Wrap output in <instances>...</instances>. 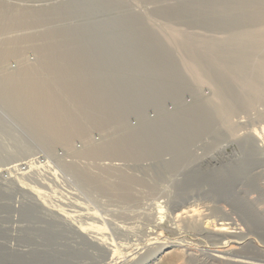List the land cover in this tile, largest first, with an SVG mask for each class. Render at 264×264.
<instances>
[{"label":"rangeland","instance_id":"1","mask_svg":"<svg viewBox=\"0 0 264 264\" xmlns=\"http://www.w3.org/2000/svg\"><path fill=\"white\" fill-rule=\"evenodd\" d=\"M244 6L228 0H0V87L45 58L91 56L102 64L108 55L63 49L73 42L160 46L146 55L118 54L116 62H124L112 68L91 65L89 73L102 80L77 85L71 95L66 86L55 89L66 102L64 117L79 124L69 137L43 130L42 121L57 119L54 107L39 119L26 118L0 88V264H144L167 239L183 246L161 248L147 264H169L172 256L176 264H201L189 260L186 245L216 239H205L203 229L223 234L239 228L264 245V150L252 145L254 138L264 141V4L262 19L247 22L234 18L236 8L250 5ZM139 29L155 33L130 34ZM133 86L147 104L128 110L124 102ZM150 108L157 120L140 124ZM162 111L169 112L166 118ZM218 176L222 181H214ZM241 190L252 202L243 200L244 210L234 196ZM186 205L199 214L179 218ZM248 252L255 256L250 264H264L255 249Z\"/></svg>","mask_w":264,"mask_h":264},{"label":"bare ground","instance_id":"2","mask_svg":"<svg viewBox=\"0 0 264 264\" xmlns=\"http://www.w3.org/2000/svg\"><path fill=\"white\" fill-rule=\"evenodd\" d=\"M229 2L231 1V3L235 2V3H239V6H243L245 7L244 5H250L249 8H236L235 12H237L235 15L237 20H246L247 21H254V20H257V19H262V11H261V6L264 4V0H228ZM241 2V4H240ZM87 3V2H86ZM243 4V5H242ZM79 6V4H78ZM238 6V5H237ZM256 6V7H255ZM138 7V5H137ZM72 8V7H71ZM160 9V8H159ZM85 10V9H84ZM91 11V9H86V11ZM173 10V9H172ZM221 10V9H220ZM75 11V10H74ZM224 11V10H223ZM80 12V10H79ZM78 12V13H79ZM177 11H175L176 13ZM221 12V11H220ZM210 13V12H209ZM218 13V12H217ZM223 13V12H221ZM220 13V14H221ZM230 13V12H229ZM174 14V13H173ZM177 14H180L177 13ZM184 14V13H183ZM119 15V14H118ZM156 15V14H155ZM165 15V14H164ZM167 15V14H166ZM192 15V14H191ZM194 15V14H193ZM219 15V14H218ZM181 17H184L182 16V14L180 15ZM179 15H176V17H180ZM55 18V17H54ZM109 18V17H108ZM188 18V17H187ZM227 18V17H226ZM232 18V17H231ZM245 22V23H246ZM251 23V22H250ZM187 24V23H186ZM76 25V24H75ZM70 26L72 27V25L70 24ZM68 25H66L65 27H70ZM61 27H64V26H61ZM81 27V26H80ZM76 28V27H75ZM83 28V27H82ZM81 28V30H82ZM220 28V27H219ZM61 29V28H60ZM74 29V28H73ZM68 30V29H67ZM140 30V29H139ZM170 30V29H169ZM149 31V30H148ZM181 31V30H180ZM251 31V30H250ZM87 33V32H86ZM135 35V36H143L142 34L144 33H147L148 34H153L155 32H145L144 30L143 31H135V32H131L130 34ZM37 34V33H36ZM47 34V33H46ZM126 34V33H125ZM138 34V35H137ZM254 34V33H253ZM260 34V33H259ZM127 35V34H126ZM125 35V36H126ZM245 35V34H244ZM259 36V35H258ZM253 37V36H252ZM254 38V37H253ZM256 38V37H255ZM121 40V39H120ZM119 40V41H120ZM131 39H129L130 41ZM137 40V39H136ZM123 41V40H122ZM120 41V42H122ZM138 41V40H137ZM159 41V40H158ZM73 42V41H72ZM117 42V41H116ZM127 42V41H125ZM119 43V44H106L105 46H99L98 48H91L89 46H79V44L77 42H73L72 44L74 46H71V45H67V43L65 45H67L66 48H63L65 50H69L70 53H71V50L73 51H76V50H81L88 53V52H96V51H99L101 52L102 54H108L107 56L104 57V59H99L101 60V62H103L102 64L100 62H97L98 59L96 60L95 58L91 57V56H86L88 57L87 59H85V57H83L84 60H81V57L79 58L78 56H73L71 55V57L69 56L68 58H60L57 56V57H54L52 56L51 58H45V60H43L38 67L37 69H35L34 71H25L24 73H20L18 75H11L10 77H7L6 78V84H4V86H1L0 88L2 89V91L4 92V94H6V96H8L9 98V102L12 103V105H15V107L17 108V111H20L22 114H24V117H28L29 119H37L40 115H44L46 116L45 114L50 111V108L54 109L57 111V119H46L44 121H42L43 119V116H42V122L44 123L42 125V127H44V131L46 130L47 132L49 131L50 135L52 136H55V135H66V136H70V135H67V131L72 129L71 127L75 126V125H79V124H71L73 122H70V119L68 120V115L66 114V117H68L67 119L64 117V113H65V109L63 108V105H62V100L58 97H56V94L54 92H57L56 90H59V89H62L64 86L65 89L64 91L66 90L68 92V94L70 93L73 94L74 92V89L76 90V86L77 85H80V86H85L86 87V84L88 82H96V79L99 80L101 78H98V73H93V72H90L89 73V70H91V65L93 66H96V65H102L104 67H113L114 66V63H120L122 60H117L118 62H116L115 57H118L117 55L119 54V56L125 54V53H129V54H133V52L136 54L137 52L140 53V54H143V55H146L147 53H151V51H155L156 49H158L159 47L157 46L156 47H153L151 46V42H147V43H143V44H135V43H131V41L128 43ZM134 42V41H132ZM47 43V42H46ZM115 43V42H114ZM118 43V42H117ZM140 43V42H139ZM16 44V43H15ZM49 44V43H48ZM154 44V43H153ZM62 45V44H61ZM64 45V46H65ZM83 45V44H82ZM63 46V47H64ZM62 48V47H61ZM245 53V52H244ZM72 54V53H71ZM89 55V53H88ZM127 56H130V55H127ZM142 56V55H140ZM97 58V57H96ZM63 59H67L66 61L63 60ZM60 60H63L64 62L62 63H59ZM58 61V62H56ZM142 61V60H141ZM124 62V61H123ZM121 62V63H123ZM264 62V61H263ZM263 62H261L263 64ZM138 63V62H136ZM127 64V63H126ZM261 64V65H262ZM131 65V64H130ZM262 67V66H261ZM87 69V70H85ZM32 70V69H31ZM93 70V69H92ZM43 71V72H42ZM98 71V70H97ZM46 72H48V74H46ZM14 74V73H13ZM38 74V75H36ZM101 74V73H100ZM49 75V77L47 76ZM101 76V75H100ZM124 76V75H123ZM48 77V78H47ZM96 77V78H95ZM110 78V77H109ZM119 79V78H118ZM102 80V79H101ZM111 80H113L111 78ZM129 83V82H128ZM122 84V83H121ZM79 86V87H80ZM78 87V86H77ZM56 89V90H55ZM78 89V88H77ZM82 91V89H81ZM80 91V92H81ZM127 91V90H125ZM3 92L1 94H3ZM76 92V91H75ZM114 92V91H113ZM121 92V91H120ZM64 95L63 97L65 96V92H63ZM79 93V92H78ZM3 94V95H4ZM121 94V93H120ZM79 96V95H77ZM88 96V95H87ZM112 96V95H111ZM67 97V95L65 96ZM64 97V99H65ZM69 97V96H68ZM71 97V96H70ZM224 97V96H223ZM62 98V97H61ZM225 98V97H224ZM61 102V103H60ZM85 102V101H84ZM66 102H64L63 104H65ZM102 103V102H101ZM72 104V103H71ZM226 104V102H225ZM70 105V104H69ZM80 106V105H79ZM68 107V106H67ZM107 108V107H106ZM115 108V107H114ZM53 109V110H54ZM68 109V108H67ZM71 109V108H69ZM72 110V109H71ZM88 110V109H87ZM67 111V110H66ZM68 112V111H67ZM54 113V112H53ZM51 114V112H50ZM64 114V115H63ZM71 114V112H70ZM69 116H72V115H69ZM41 117V116H40ZM39 119V118H38ZM26 121V120H25ZM40 121V120H38ZM40 121V122H41ZM41 122V123H42ZM77 123V122H76ZM39 124V123H38ZM76 127V126H75ZM79 128V127H78ZM45 131V132H46ZM71 134V132H70ZM127 136V135H126ZM57 137V136H56ZM60 137V136H59ZM255 137V136H254ZM257 137V136H256ZM253 138V137H252ZM260 138V137H258ZM69 139V138H68ZM66 139V140H68ZM261 139V138H260ZM264 140V139H263ZM251 141V140H250ZM253 141V140H252ZM254 144H252L253 146H257L258 149L262 148V150H264V141L262 140H257V138L255 139L254 138ZM117 142V141H116ZM122 142V141H121ZM253 143V142H252ZM117 144V143H116ZM120 147V146H119ZM123 147V146H122ZM140 147V146H139ZM254 147V148H255ZM126 148V147H125ZM257 149V148H255ZM123 150V149H122ZM126 151V150H125ZM262 154V153H261ZM249 159V158H248ZM251 159H254L253 158H250L249 160ZM247 160V159H246ZM251 163V161H249ZM245 163V164H244ZM243 165H241V167H246V165H248V161L244 162ZM250 165V164H249ZM240 167V166H239ZM240 168H238L237 170H239ZM235 171V170H234ZM232 172V171H231ZM241 172V171H240ZM243 172V171H242ZM241 172V173H242ZM238 173V172H237ZM236 173V176H238ZM241 175V174H240ZM228 176V175H227ZM126 177V176H125ZM206 177V176H205ZM229 177V176H228ZM234 177V176H233ZM221 178V176L219 177H215V179H218V180H215L214 181H222V180H219ZM124 179V178H123ZM210 179V178H209ZM207 179V180H209ZM232 180V179H231ZM238 180V182H240L239 178L236 179ZM126 181H129L128 179ZM132 181V180H131ZM210 181V180H209ZM200 182V181H199ZM231 182V181H230ZM236 182V181H235ZM234 182V183H235ZM245 183V181H243ZM241 182V183H243ZM237 183V182H236ZM201 184V183H200ZM233 185V184H232ZM123 186V185H122ZM229 189V188H228ZM231 189V187H230ZM240 189V188H239ZM236 190V188H235ZM238 190V189H237ZM231 191V190H230ZM240 191V190H239ZM242 192H236L237 194L234 193V196H238L241 200V202H243V204H241V207L242 209L244 210L246 208V203L248 205V198L250 196V193L246 194L248 195V197H245V196H242L244 190H241ZM247 191V190H246ZM224 192V191H223ZM225 192L226 193H229L226 191L225 189ZM230 194H232V192H230ZM37 195V194H36ZM236 196V197H237ZM182 197V196H181ZM251 199V197H250ZM37 200V199H36ZM39 200V199H38ZM136 200V199H135ZM245 200V201H243ZM253 200V199H251ZM237 201V199H236ZM234 201V202H236ZM239 201V200H238ZM240 201L237 202L238 204H240ZM248 201V202H247ZM254 201V200H253ZM192 203V202H191ZM249 203H252V202H249ZM184 205V204H183ZM243 205V206H242ZM178 206V204H177ZM181 206V205H179ZM187 206V205H186ZM184 206V207H186ZM192 206V205H191ZM250 206V205H248ZM254 206V205H253ZM183 207V208H184ZM189 207V209L187 208ZM184 210L180 209L181 211H178L179 213L177 214V216L180 218H183V217H186L185 219H189L187 217H193V215L195 216L196 213H198V211H196L197 208H194V206L192 208H190V205H188ZM198 207V206H197ZM240 207V205H239ZM256 207V206H255ZM249 209H253L254 210V207L250 208L248 207ZM162 209V208H161ZM241 209V211H242ZM247 209V208H246ZM199 210V209H198ZM258 210V209H256ZM247 211V210H246ZM245 211V212H246ZM250 211V210H248ZM67 214V213H66ZM199 214V213H198ZM197 214V215H198ZM243 214H250L249 212L248 213H244ZM252 214V213H251ZM260 214V213H259ZM258 214V215H259ZM249 216V215H247ZM261 215H259L260 217ZM263 216V215H262ZM253 217V215H252ZM257 217L256 215H254V218ZM264 217V216H263ZM190 218V220H192ZM248 218V217H247ZM252 218V221L257 219L258 218ZM200 219V218H199ZM249 220L251 219L248 218ZM264 219V218H263ZM255 220L256 222L260 221V220ZM189 221V220H188ZM195 221V220H194ZM251 221V220H250ZM262 221V220H261ZM264 221V220H263ZM190 222V221H189ZM188 222V223H189ZM233 222V221H232ZM196 224V222H194ZM255 223V222H253ZM223 225L225 224H230L232 225L231 228H234L233 225H235V223H222ZM259 224V223H257ZM262 223H260L259 225H261ZM160 225V224H159ZM264 224H262V227H263ZM68 226V225H67ZM197 226V225H196ZM229 226V225H228ZM70 227V226H69ZM193 227L194 224H193ZM260 227V226H259ZM261 227V228H262ZM241 228V227H240ZM249 228V227H248ZM258 228V227H256ZM260 228V229H261ZM74 229V228H73ZM76 229V228H75ZM196 229V228H195ZM235 229V228H234ZM238 229V230H237ZM242 229V228H241ZM79 230V229H77ZM87 230V229H86ZM193 230V229H192ZM200 230V229H199ZM243 230V229H242ZM249 230V229H248ZM247 230V231H248ZM262 230V229H261ZM264 230V228H263ZM262 230V232H263ZM82 231V230H81ZM204 231V236H203V232ZM203 231H198V234L202 233V236L206 238L208 237H213L216 238L214 239V241L212 243H207L206 242H201V240L199 241L198 239H195L197 240V242L195 243H189L188 245H186L187 247V250L188 251H191L189 252L190 253V258L189 260H196V261H199L201 262V264H250V261L252 262L254 260V257H252V254L250 255V253L248 252V249L249 247L250 248H253L255 249V251L259 252L260 255H263L264 256V245L263 246H258V245H255V240L253 238H251L249 236V234L251 233H246L245 230L244 232H242L241 230H239V228H236L234 231H229L228 233H223V234H219V233H216V232H213V229L212 231L210 229H206ZM78 232V231H77ZM82 233V232H81ZM192 233V232H191ZM162 234V233H161ZM88 235V234H87ZM264 235V234H262ZM91 235H89L90 237ZM158 236H160L158 234ZM193 236V235H192ZM200 236V235H199ZM207 236V237H206ZM87 237V238H89ZM94 238V237H93ZM193 238V237H192ZM91 239V238H90ZM162 239V238H160ZM202 239V238H201ZM209 239V238H208ZM157 240V239H156ZM168 240V239H167ZM160 241L158 242L159 243V246L158 248L156 249V251H154V254L153 255H150V257L146 258L144 260V264H147L149 263V261H151L156 254H158L163 248V249H166L168 248L169 246H183V244L179 241V240H176V241ZM184 240V239H183ZM90 242V241H89ZM183 242V241H182ZM93 244V243H91ZM95 244V243H94ZM97 244V242H96ZM258 244V243H257ZM103 245V244H102ZM101 245V246H102ZM105 248V247H103ZM106 249V248H105ZM104 249V250H105ZM251 250V249H250ZM187 251V252H188ZM253 251V250H252ZM80 252V251H79ZM188 253V255H189ZM258 254V255H259ZM73 255V254H72ZM148 256V255H147ZM72 257V256H71ZM253 260H252V258ZM262 257V256H261ZM194 258V259H193ZM251 258V260H250ZM264 258V257H262ZM167 263L169 264H176L177 260L179 261V259L175 256H172V257H169L167 259ZM258 260V259H257ZM255 260V261H257ZM260 260V258H259ZM118 262V260H115ZM114 261V262H115ZM70 262V261H69ZM112 262V263H114ZM115 262V263H117ZM193 263H195L194 261H192ZM192 262H190L192 264ZM198 262V263H199ZM254 262V261H253ZM259 262V261H258ZM258 262H255L256 264ZM52 263V262H51ZM189 263V261H188ZM264 263V262H263ZM181 264V263H180ZM259 264V263H258ZM262 264V263H261Z\"/></svg>","mask_w":264,"mask_h":264},{"label":"built area","instance_id":"3","mask_svg":"<svg viewBox=\"0 0 264 264\" xmlns=\"http://www.w3.org/2000/svg\"><path fill=\"white\" fill-rule=\"evenodd\" d=\"M135 89V86H133L132 90H133V94L128 96L127 94V97H126V100L124 103H129L130 105L128 106V110H136L138 106H140L141 108V105L144 107L146 104H147V101L143 100L141 101L139 98V94L137 93ZM150 111H153V112H156V110H154L153 108H150V109H146V114L142 117V120L140 121V124H144V123H150V122H154L156 121V117H153L151 114ZM157 113V112H156ZM169 112H164L162 111V113H159L160 115V118H166L168 116ZM140 126V125H139ZM129 128V127H128ZM136 128H139V127H134V129Z\"/></svg>","mask_w":264,"mask_h":264}]
</instances>
